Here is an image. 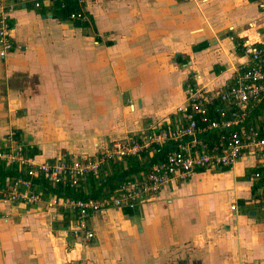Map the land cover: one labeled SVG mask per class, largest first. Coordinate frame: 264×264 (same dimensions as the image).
Masks as SVG:
<instances>
[{
    "label": "crops",
    "instance_id": "obj_1",
    "mask_svg": "<svg viewBox=\"0 0 264 264\" xmlns=\"http://www.w3.org/2000/svg\"><path fill=\"white\" fill-rule=\"evenodd\" d=\"M263 1L84 0L83 29L54 18L50 0H2L14 45L0 46V148L15 141L37 162L89 156L172 120L186 84L219 90L264 46ZM257 166L197 169L134 209L92 214L88 240L42 202L0 199V264H264Z\"/></svg>",
    "mask_w": 264,
    "mask_h": 264
},
{
    "label": "built area",
    "instance_id": "obj_2",
    "mask_svg": "<svg viewBox=\"0 0 264 264\" xmlns=\"http://www.w3.org/2000/svg\"><path fill=\"white\" fill-rule=\"evenodd\" d=\"M1 1L0 46L9 51L14 45L10 35L12 6L6 9ZM78 1L81 5L84 0ZM260 6L264 9V1ZM76 16L83 17L80 13ZM248 55L247 63L237 67L223 88L186 84L185 100L172 120L116 140L93 155L37 162L15 141L0 148V165L14 171L0 179V199L25 205L42 202L69 215L70 235L88 240L94 235L87 228L90 215L108 208L134 209L159 194L169 181L183 180L197 169L232 168L241 157L253 156L258 165L253 177L264 182V46L252 48ZM147 155L155 160L122 175L113 189L100 197L54 193L43 197L41 182L78 191L87 178L108 176L110 165L120 164L127 171Z\"/></svg>",
    "mask_w": 264,
    "mask_h": 264
},
{
    "label": "trees",
    "instance_id": "obj_3",
    "mask_svg": "<svg viewBox=\"0 0 264 264\" xmlns=\"http://www.w3.org/2000/svg\"><path fill=\"white\" fill-rule=\"evenodd\" d=\"M51 4V13L54 18H57L60 21H71L75 26L82 27L83 29L90 28L93 24L92 17L87 15L85 11H82V7L78 0H50ZM77 13H80L83 17H77ZM95 29V27H94ZM18 134V133H16ZM18 138V135H15ZM37 150L31 149L30 147H26L25 154L34 155ZM141 164H138L131 168L130 170L123 171L121 173H114L112 175H108L101 180H96L90 178L88 182V190L78 191L71 190L69 188H64L59 185L56 187L50 186V184L46 182H41V187L43 188V197L48 198L50 193H54L61 196L73 197V198H87L93 197L97 198L105 194L104 186L112 184L114 187V181L118 180L122 175L136 171L140 169ZM14 175V171L11 169H5L2 165H0V179H4L6 176ZM113 189V188H112Z\"/></svg>",
    "mask_w": 264,
    "mask_h": 264
},
{
    "label": "rangeland",
    "instance_id": "obj_4",
    "mask_svg": "<svg viewBox=\"0 0 264 264\" xmlns=\"http://www.w3.org/2000/svg\"><path fill=\"white\" fill-rule=\"evenodd\" d=\"M262 211H264V206H263V210ZM264 213V212H263ZM73 237V236H72Z\"/></svg>",
    "mask_w": 264,
    "mask_h": 264
}]
</instances>
